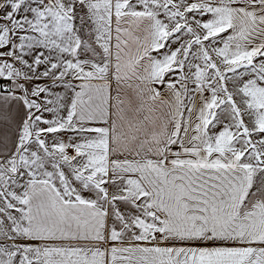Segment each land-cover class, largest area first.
<instances>
[{"label": "snow or ice", "instance_id": "snow-or-ice-1", "mask_svg": "<svg viewBox=\"0 0 264 264\" xmlns=\"http://www.w3.org/2000/svg\"><path fill=\"white\" fill-rule=\"evenodd\" d=\"M0 264H264V0H0Z\"/></svg>", "mask_w": 264, "mask_h": 264}]
</instances>
